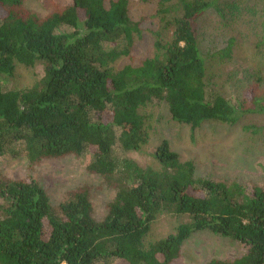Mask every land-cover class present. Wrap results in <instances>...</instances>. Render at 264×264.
<instances>
[{
  "label": "trees",
  "instance_id": "obj_1",
  "mask_svg": "<svg viewBox=\"0 0 264 264\" xmlns=\"http://www.w3.org/2000/svg\"><path fill=\"white\" fill-rule=\"evenodd\" d=\"M218 1L179 0L182 13L167 25L170 42L156 43L154 57L114 71L111 64L129 57L141 38L127 0H68L44 18L25 10L24 0H0V157L36 166L43 159L88 156L85 170L114 191L105 217L96 221L87 186L54 207L35 180L0 178V264H177L195 232L246 249L234 260L207 264H264V190L247 194L197 179L194 165L181 162L167 140L155 149V168L128 157L145 140L142 110L148 106L165 104L172 121L192 130L264 114V98L254 87L235 105L207 86L196 19L208 8L218 11ZM232 44L217 55L229 58ZM39 62L43 75L34 86L3 88L1 76H11L15 64ZM162 213L189 221L144 247Z\"/></svg>",
  "mask_w": 264,
  "mask_h": 264
},
{
  "label": "rangeland",
  "instance_id": "obj_2",
  "mask_svg": "<svg viewBox=\"0 0 264 264\" xmlns=\"http://www.w3.org/2000/svg\"><path fill=\"white\" fill-rule=\"evenodd\" d=\"M128 18L140 22L141 38L134 41L129 57H120L112 64L118 71L127 64H137L142 58L154 57L156 43L166 45L172 38L168 22L181 15L179 0H127ZM68 0H24V9L38 18L52 12L53 6ZM263 2L261 0H219L218 11L206 9L196 19L197 40L204 59L206 83L232 104L242 102L244 93L255 88V96L264 98V44L262 36ZM233 40L229 58L219 53ZM43 75V64L33 67L15 64L11 76H1L5 90H25L34 86ZM264 105V101L262 102ZM140 149L128 153L138 166L157 167L153 155L162 140L181 162H191L197 179L239 186L245 193L264 190V114H247L234 125L208 122L197 129L172 121L165 104L148 106ZM248 129H245L247 128ZM118 156L122 152L115 150ZM88 156L43 159L36 166L25 159L5 155L0 157V178L32 179L40 184L56 207L78 188L87 186L93 218L102 221L114 191L102 178L85 170ZM186 216L160 214L150 225L144 247L175 232L177 226L188 222ZM246 249L239 242L210 232L193 233L181 247L177 264H207L211 260L231 261Z\"/></svg>",
  "mask_w": 264,
  "mask_h": 264
}]
</instances>
